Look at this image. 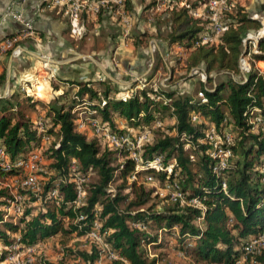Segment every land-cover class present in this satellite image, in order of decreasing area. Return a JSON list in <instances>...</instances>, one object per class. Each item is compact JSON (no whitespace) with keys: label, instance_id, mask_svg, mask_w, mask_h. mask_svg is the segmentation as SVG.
I'll return each instance as SVG.
<instances>
[{"label":"trees","instance_id":"trees-1","mask_svg":"<svg viewBox=\"0 0 264 264\" xmlns=\"http://www.w3.org/2000/svg\"><path fill=\"white\" fill-rule=\"evenodd\" d=\"M204 2L196 0L188 5L201 6ZM122 4L124 10L132 12L130 0H122ZM154 5L155 0H150L146 7ZM251 15L244 5L230 4L220 18L223 29L211 44H194L197 36L209 32L208 21L193 16L183 6L166 8L154 17L153 32L142 29L132 34L135 47L146 46L152 38L187 49L182 63L186 77L191 69L205 74L204 81L197 78L191 94L159 86L155 90L151 86L133 90L136 82L120 90L107 85L98 90L92 81L76 84V96L94 108L102 126L113 133L124 134L129 128L142 130L166 117L173 120L168 126L151 130L152 138L143 145L141 156L148 159L160 155L163 166L173 161L172 172H178L176 176L163 169L149 172L163 182L175 179L186 199L204 195L199 225V208L169 201V205L158 210L155 202L150 203L152 191L128 180L133 162L123 151L108 147L94 134L88 137L77 130L71 113L77 100L70 89L47 102L48 122L41 125L33 123L26 113L32 105L31 97L10 92L0 98V146L9 161L38 149L46 162L39 166L35 190L20 186L12 194L7 186L0 185L2 244L26 246L56 234L79 236L94 231L100 242L116 253L112 264H159L144 247L155 245L156 235L146 231L154 224L166 231L176 227L179 249L186 250L194 263L236 264L243 258L251 264H264V247L248 253L243 250L248 238L264 227V182L260 172L264 168V133L251 129L244 114L253 106L264 114V66L261 72L251 68L245 80L238 66L245 34L264 29V23ZM256 49L251 58L264 64V34L257 40ZM179 63L178 58L173 59L166 84L173 86L185 78H174V69L181 68ZM157 66V62L153 63L148 77ZM4 80L5 74L0 72V85ZM197 91L203 93L204 102L196 97ZM157 95L168 101L157 99ZM191 112L199 113L202 121L192 123ZM118 119L124 121V126H117ZM207 124L229 126L234 131L228 146L229 166L218 178L212 172L209 145L198 141ZM43 135L47 141H43ZM185 143H189L187 148ZM22 174L19 168H0V178ZM115 180L118 182L111 187ZM221 180L226 183L225 192L219 188ZM52 190H56L55 196L50 195ZM15 195L20 198L21 207L17 215L5 210ZM9 234H17V238ZM65 253L56 263L47 264H68V254L73 261L94 264L103 250L91 241L88 249L66 248ZM3 257L0 255V260Z\"/></svg>","mask_w":264,"mask_h":264},{"label":"crops","instance_id":"crops-1","mask_svg":"<svg viewBox=\"0 0 264 264\" xmlns=\"http://www.w3.org/2000/svg\"><path fill=\"white\" fill-rule=\"evenodd\" d=\"M81 1H83V7L77 19L71 20L68 7L65 4L55 5L51 0L41 2L25 0L22 4L18 0H0V41L17 35L20 31V24L10 12H20L25 19L31 21L34 28V35L31 38L17 39L15 45L19 47L18 54L0 49V72L5 74L4 83L0 85V98L7 96L10 92L30 96L32 105L28 107L26 113L33 123L39 119L48 121L47 102L67 89L74 93L76 84L80 82L92 81L93 86L98 90L102 85L114 87L117 90L124 89L127 84L146 77L153 63L157 62L159 65L146 80L151 84H159L161 79L156 76L161 69L167 73L166 77L170 75L169 67L172 65V59L169 58V53L174 51L177 56L183 57H181L180 65L187 55V49L175 44L168 46L152 38L146 45L149 56L140 55L138 50L141 47H135L132 41L126 52L123 49L119 51L123 39L132 40V34L131 37L127 34L122 38L111 22V14L117 10L118 4L112 2L114 7L112 10L107 4L99 5L94 10L96 0ZM173 2H185L191 5L189 0H173ZM166 4L168 2L165 0H159L151 7V10L155 12L161 6L164 10L167 8ZM190 8L195 13V17L202 18L203 12L200 10V5ZM256 14L258 13H253L251 16L256 18ZM262 14L261 12L262 18L257 19L264 23ZM147 24L146 31L153 32V23ZM216 41L217 38L213 43ZM263 66L262 61H257L259 70L262 71ZM174 70L177 72L176 68ZM130 76L133 78L126 83L125 80L127 81ZM178 82L179 80L173 86L164 83V88L174 89L180 94L193 92L194 88L189 92L182 83ZM23 84H26L25 90L20 89ZM116 121L118 127L125 124L123 120ZM172 121L171 118L166 117L161 124L170 125ZM77 130L88 137L93 136L89 127ZM50 238L47 237L39 243Z\"/></svg>","mask_w":264,"mask_h":264},{"label":"built area","instance_id":"built-area-1","mask_svg":"<svg viewBox=\"0 0 264 264\" xmlns=\"http://www.w3.org/2000/svg\"><path fill=\"white\" fill-rule=\"evenodd\" d=\"M19 3L25 2V0H18ZM46 1V0H39ZM53 4H65L68 7V15L71 20H76L78 17V13L80 9L83 7V1L81 0H51ZM159 0H155V3ZM168 2L166 4L167 8H171L172 6H183L189 9V13L195 16V13L190 9L189 5L185 2H172L170 0H165ZM232 0H206L204 2L205 11L203 12L202 18L208 21L209 32L203 33L194 40V44H202L207 43L211 44L214 42L215 38L221 33L223 26L220 21L221 16L225 11H227L230 7V2ZM108 2H116L118 4L117 10L119 12L122 6V0H96L95 5L93 6L94 10H96L99 5L107 4ZM202 5V6H203ZM11 16L17 20L20 24V31L17 35L12 37L3 38L0 41V49L10 50L12 54L19 53V47L15 45L17 39L19 37H32L34 35V28L30 20L25 19L20 12H10ZM121 28L120 31L121 36L124 37L127 35V32L130 28V19L125 14H121ZM264 34V29L261 27L254 32H247L242 39V45L247 43V48H243V54L238 59V66L239 70L243 76V80L246 78V74L252 69L261 72L257 67V61H254L251 58V54H255L257 52L256 44L257 40ZM252 63V65H251ZM190 71L197 74V77L200 81H204L205 74L201 70L191 69ZM189 71V72H190ZM136 84L133 86V90L143 88L145 86H151L154 90L156 87H164L165 78H162L159 84H151L142 77L136 80ZM26 84L20 86L21 90H25ZM76 90L78 87L75 88ZM74 91L73 98L77 100V103L72 107L71 113L74 117V122L77 129H84L85 127H89L92 133L98 137H100L106 145L113 149H119L123 151L126 156L133 162V169L130 172L128 179L133 181H138L140 175L143 174V179L147 182L151 181L153 178L152 173L149 170L158 171V170H165L167 174H172L176 176L178 172L173 171V161H170L165 166L162 165V157L160 155L153 156L152 158L143 159L141 156L143 150V143L142 141L147 142L149 134L151 130L155 127L161 126L160 120H155L148 127L142 130H133L131 128L127 129V132L124 134H116L111 131L107 127L102 126L99 117L97 116V111L94 108L88 106V104L83 101V99L78 98ZM123 96H126L123 94ZM196 97L199 98L201 102L205 101V97L201 91L196 92ZM157 99H162L163 101H168L167 98L163 96H156ZM246 116V122L250 125L251 129L255 131H261L264 133V114L261 113L260 108L253 106L248 108L244 112ZM189 120L192 123H200L202 121L199 113L191 112L189 114ZM41 119H39L36 123L41 125ZM224 123V122H223ZM134 133V134H133ZM203 136L198 141L204 142L209 145L208 156L213 161L212 172L214 176L218 178L220 173L229 166L231 153L228 149V146L232 143V137L234 135V131L229 126H222L216 127L213 124H207L206 127L202 130ZM43 141H47V136H42ZM189 143L184 144V148H187ZM40 159L39 152L36 149L29 150L25 154L18 156L12 161H9L8 157L6 156L4 149L0 146V168L4 171L10 170L11 168H19L26 174L22 177L20 183L21 186L29 187L32 190L36 189V176L34 171H36L35 162ZM74 167L72 166V169ZM260 172L263 173L261 177V181L264 182V168H260ZM17 176V175H12ZM166 186L170 189L169 193V200L170 201H178L183 202L185 205L193 206L199 208L201 210L199 216L196 218L197 225L203 215L204 207L201 204V200L204 198L202 196H192L188 199L184 197L179 189L178 182L173 179L172 181H166ZM219 188L221 191L225 192L226 190V183L224 180H221L219 183ZM56 190H52L50 192L51 196L56 195ZM77 196H81L78 192ZM17 197V198H16ZM19 197L14 196V201L9 202L8 206L5 208L7 213H11L17 215L21 211V207L18 203ZM92 237L95 240H100L99 236L94 232L90 231L89 233L85 234L84 237ZM264 247V227L257 233L255 236H250L248 238L247 243L243 247L245 253L251 251H257L256 246L260 245ZM15 245H9L6 249L7 251L15 249L17 247ZM106 248V254L109 258H116L117 255L111 249H109L106 245L102 244ZM22 246V245H21ZM260 247V248H263ZM26 250L31 248V245L25 246ZM13 254L7 255L3 257V261L7 259H13ZM0 260V264L2 262ZM18 264V263H17Z\"/></svg>","mask_w":264,"mask_h":264},{"label":"rangeland","instance_id":"rangeland-1","mask_svg":"<svg viewBox=\"0 0 264 264\" xmlns=\"http://www.w3.org/2000/svg\"><path fill=\"white\" fill-rule=\"evenodd\" d=\"M149 1L150 0H130V3L132 5L131 13H129L127 10H124L123 4L120 9L121 12H119L118 10H114L112 12L111 22L112 24H114L113 26L115 27L116 32H118L117 33L118 35L119 34L121 35V33L119 32L122 30L121 18H120L121 14H125L130 19L131 25H130L129 31L127 32L129 37H131V34L133 33H137L142 29L146 30V28H148L147 23L148 22L152 23L153 18L158 16V14H160V12L163 11L162 6L155 12L154 10H151L152 8L146 7ZM193 1H196V0H189V2H193ZM260 2H264V0H232L230 4L231 5L234 3L243 4L246 7V9L249 12H251V14L258 13L255 15L256 18H262L261 12L263 13L262 15L264 16V10L262 11V8H264L263 7L264 3H260ZM108 3L107 5L110 6L111 7L110 10H112L114 8L112 5V2H108ZM200 7H201L200 10L204 12L205 11L204 5ZM124 40H126V38L123 39V41L120 43V48L118 50L120 51L123 49L124 52H126L127 47L130 41L132 40H126L125 42ZM147 48L148 47L146 46H142L138 50L139 54L142 56H149ZM243 48H247L246 42ZM153 55L156 56L154 53ZM178 57L181 62L182 56H177L174 53V51H171V54L169 53V58L172 59V64H173V59H176ZM179 64H177V66L181 68H178L177 72L175 73L174 78H178V76H185V78L179 79L178 83L180 84L182 83V86L185 87L186 90L191 92L193 88H196L195 87L196 80H198L197 74L190 71L187 73V77H186V71L182 70L183 64L181 65ZM166 75L167 73L163 69H161L159 71V74L156 76V78L162 79V78H165ZM132 78H133L132 76L128 77L127 81L125 80V82L128 83ZM145 79H148V78L145 77ZM47 122H48L47 120L43 119L41 121V124H47ZM161 126H164V125L161 124ZM166 126H168L167 123H166ZM159 127H155L154 129H152V131L156 130ZM151 138H152V132L149 134L148 140L150 141ZM142 143L145 144L146 142L142 141ZM46 144H44L43 146H45ZM36 151L39 152L38 149H36ZM45 162L46 161H44L42 158L38 159L35 162V165L37 168L36 171H34L35 176H36V182L38 180L37 172L40 170L39 166H41ZM25 174L26 172H23V174L19 176L5 175L0 178V185L7 186L10 189V192L12 194H15L17 189L20 188L21 186L20 181ZM117 182L118 181L115 180L112 183L111 187H114ZM139 184L143 185L145 188L150 189L152 191V194H151L152 199L150 203L155 202L156 205L158 206V210L170 204L169 203L170 189L166 186L165 182H163L161 179L153 176L152 180L147 182L143 179V174H141L139 180L136 181V185H139ZM170 202H173V201H170ZM179 204L185 205L184 201L181 203L179 202ZM166 230H167L166 228H163L161 226L157 227V225H154V224L146 228V231L149 232L151 235H156V241L154 243L155 245H148V244L144 245L149 256H155L158 259L159 264H203L202 262L194 263L193 260L191 259V256L186 253V250L183 251L182 249H179V242L176 239L177 237L176 227H173L170 230H168L170 232ZM9 235L12 238H17V234H14V235L9 234ZM91 241L96 242L98 246L103 250V253L97 259V261H95L94 264H112L111 261L115 258L107 257V254L105 251L106 248L102 245L100 240H95L94 238L90 236L88 237H84V235L77 236L74 233L72 235H68L64 237H62L59 234L53 235L51 236L50 239L45 240L41 244L37 242L31 245V248L29 250H26L25 246L16 245L17 247H15V249L7 251L6 249L9 247V245H15L17 243H12V244L5 246L0 241V255L7 256L10 254H13L12 255L13 259H7L6 261L2 260L1 264H17V263L18 264H47V262L56 263L58 260L64 257V255L66 254L65 253L66 248H70L72 250H85L89 248V242ZM186 246L189 247L190 243L187 244ZM260 247H263V246H261L260 244L256 246V249ZM69 255L70 254L66 255V261L68 264H73V262H77V264H83L78 259H75V261H73L72 256H69ZM236 264H251V263L248 261L246 262L244 261L243 258H241L239 262H237Z\"/></svg>","mask_w":264,"mask_h":264}]
</instances>
